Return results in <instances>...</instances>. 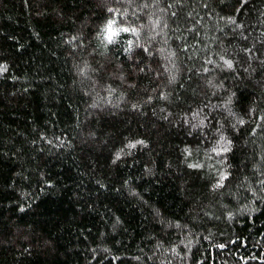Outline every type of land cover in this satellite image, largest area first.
Listing matches in <instances>:
<instances>
[{
    "label": "trees",
    "instance_id": "obj_1",
    "mask_svg": "<svg viewBox=\"0 0 264 264\" xmlns=\"http://www.w3.org/2000/svg\"><path fill=\"white\" fill-rule=\"evenodd\" d=\"M0 67V264H264V0H0Z\"/></svg>",
    "mask_w": 264,
    "mask_h": 264
},
{
    "label": "snow or ice",
    "instance_id": "obj_2",
    "mask_svg": "<svg viewBox=\"0 0 264 264\" xmlns=\"http://www.w3.org/2000/svg\"><path fill=\"white\" fill-rule=\"evenodd\" d=\"M114 10L113 9H109V12H113ZM116 20L113 19V20H109L108 23L106 24L105 28H104V37L107 41V43H114L115 42V38L117 36H119V34L121 32H133L135 33L137 31V29L135 28H127V27H123V28H118L116 27ZM132 47V42L129 41V48L126 49L127 50H130ZM225 63L227 64V66L230 68L232 66L231 64V61H225ZM4 69L2 67H0V71H3ZM240 123H243V121L241 120ZM223 139V138H222ZM137 143H143V141H137ZM230 143V142H229ZM129 147H135V144H131L129 145ZM224 151H227V147H225L223 149ZM193 167L195 166H198V165H192ZM226 177H221V181H223V179H225ZM221 247H223V245H221Z\"/></svg>",
    "mask_w": 264,
    "mask_h": 264
}]
</instances>
